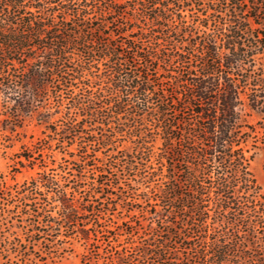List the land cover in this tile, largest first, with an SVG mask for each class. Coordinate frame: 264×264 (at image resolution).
<instances>
[{
	"label": "trees",
	"instance_id": "1",
	"mask_svg": "<svg viewBox=\"0 0 264 264\" xmlns=\"http://www.w3.org/2000/svg\"><path fill=\"white\" fill-rule=\"evenodd\" d=\"M245 107L264 115V0H0L2 122L35 120L59 142L79 139L78 173L127 133L140 161L123 154L124 167L157 181L143 200L155 226L136 248L138 264H264V193ZM26 149L39 171L23 184L19 216L7 219L14 205L0 206V264L52 253L39 248L41 213L44 226L64 228L62 247L78 235L98 248L101 216L112 214L106 188H118L107 169L91 185L98 205L34 161L38 142ZM48 195L59 221L26 205Z\"/></svg>",
	"mask_w": 264,
	"mask_h": 264
},
{
	"label": "rangeland",
	"instance_id": "2",
	"mask_svg": "<svg viewBox=\"0 0 264 264\" xmlns=\"http://www.w3.org/2000/svg\"><path fill=\"white\" fill-rule=\"evenodd\" d=\"M190 9L192 11L184 12L187 19H189L191 12H195L193 7ZM213 26L212 21L209 22V28L212 29ZM224 27H226V23ZM45 103L46 106L53 107L55 101L49 97ZM66 106L67 100L64 98L60 109L63 111ZM242 117L245 123L255 128L256 148H254L251 170L264 193V115L245 107L242 111ZM51 126L55 127V123ZM89 127L96 130L97 136L99 135L101 127L95 125ZM59 141H61L59 135L52 134L44 127L36 125L35 120L26 119L20 126L14 127L9 123H3L2 116H0V206L9 203L15 207L14 213L8 215L7 219L19 216L16 211L24 207L21 201L23 184L30 181L39 171L36 165L32 166V162H27L22 156L27 154L26 148L32 142H38V146L44 147L41 153L34 154L35 162L46 165V172L56 178L60 185L66 186V188L78 185L77 191L81 197L93 201L97 200L98 205L104 200L97 199L93 195L91 185L96 171L107 169L108 177L118 185V188L115 189L106 188L110 193L106 201L113 203L110 211L112 214L106 213L101 216L100 222L105 231L98 232L96 235V239L101 243L98 248L93 245H86L78 238V235L73 236L62 247L64 228L53 227L50 229L44 226L45 218L42 217V213L39 214L33 218L38 222L35 231H39L37 236L40 240L39 248L41 250L49 249L52 253L46 256L43 261L35 260L27 264H118L117 261L112 260L117 255L126 257L129 264H138L137 259L142 257L136 248L147 241L155 226V220L151 217L153 214L146 212L150 209L149 204L143 200L146 196L152 195L150 190L157 181L149 184L143 183L135 171H129L124 167L125 164L123 163L129 161L130 158L124 157L123 154L133 155L135 161H140V155L136 152L133 139L127 133L117 135L113 143L115 146L110 147L109 150H102L103 152L97 151L96 159L89 161L80 173L77 172L79 165L75 160L81 156L76 150L79 139H76L72 145ZM86 147L89 155L95 153L91 152L93 146L87 145ZM94 149H97L96 146ZM18 161L21 164H18ZM110 163L112 168L108 169ZM42 190L44 189L40 187L39 193L42 194ZM30 201H27L26 205H30L31 209H51L56 220H60L57 212L58 203L49 195L46 198L38 196L34 201ZM98 205L96 208L100 209L101 205ZM104 207L106 208V205ZM29 220L30 216H26L23 225H27ZM85 256L90 259L89 262L83 259ZM151 261L158 264L156 259L151 258Z\"/></svg>",
	"mask_w": 264,
	"mask_h": 264
}]
</instances>
